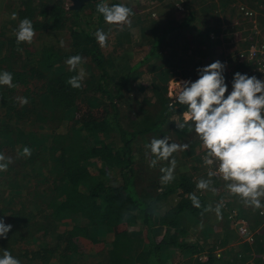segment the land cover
Returning <instances> with one entry per match:
<instances>
[{
  "label": "trees",
  "instance_id": "1",
  "mask_svg": "<svg viewBox=\"0 0 264 264\" xmlns=\"http://www.w3.org/2000/svg\"><path fill=\"white\" fill-rule=\"evenodd\" d=\"M35 2L20 0V19L29 18L35 31L69 30L71 49L60 53L53 47H47L34 54L27 44L17 45L16 40L9 38L8 54L0 59V72H11L13 83L17 85L11 89L0 86V152L13 159L7 172H0V218L13 226L10 233L19 236V240L13 239L14 243H9L8 237L0 238V255L8 249L16 257L15 245L24 242L27 235L31 236L35 230L43 233L39 250L20 252L19 255L27 257L30 253L31 259L39 258L43 263L48 262L53 254L59 253L63 264H67L66 260L69 262L76 256L85 255L86 251H100L104 259L107 258V264H171L168 256L172 252L176 253L175 256L180 252L184 257H189L187 261L183 260L185 264L221 263L216 252L218 245L206 248L207 244L200 243V240L190 242L179 238V234L185 232L179 226L184 213L199 214V211H203L202 208L193 207L188 194L195 192L201 204L207 206L204 194L196 192L194 174L179 173L175 181L167 186L168 189L161 192L154 189V192L144 191L142 194L137 187L138 167L134 162L135 153L144 148L139 143L141 139L149 142L153 137L168 136L170 142L175 138L190 144V149L196 145L193 133L181 131L170 122L173 111H169L167 106L172 100L167 95L166 83L168 76L176 72L181 64L172 62L174 55L172 59L161 55L162 43L169 32L177 28L183 32L182 29L189 26L196 14L185 15L175 27L169 25L161 31H154L152 38L147 37L150 28L141 26L142 36L153 40L147 55L141 61L132 63L130 53L108 56L95 40L93 33L97 28L104 29L108 34L119 30L105 24L103 17L96 13V5L100 0L87 1L80 9H70L65 0H54L49 4ZM104 2L124 3L122 0ZM135 4L130 5L134 11L139 7ZM38 6L41 8L39 12ZM36 15L44 19L38 20ZM211 18H214L211 23L213 29L219 33L221 30L216 24L217 18L211 15L209 21ZM132 19V27H125L118 33V46L124 45L122 36L131 35V29L137 27L136 19ZM18 48L23 52L18 51ZM38 54L40 57L36 59ZM77 54L84 59L82 67L93 63L92 69L96 72H88L82 89H73L66 83L77 72L69 71L67 67L56 69L70 56ZM30 56L34 61L30 60ZM158 58L162 62L156 65L153 61ZM237 60L240 67L251 63L241 56ZM19 61H22L20 67L17 65ZM147 62L152 71L156 67L165 68L166 77L152 75L150 82L139 84L140 91L151 90L153 96L145 95L138 101L137 95L126 96L125 88L128 82L136 79L134 72ZM116 68L123 73L112 76ZM95 96H100L98 102H95ZM124 96L131 100L130 110L127 109L128 114L124 115L128 117L125 123L122 122L124 109L119 103ZM18 97H26L29 103L21 106ZM109 106L113 107V112ZM176 107L177 112L173 113L178 114L179 122H182L181 112L185 109L180 105ZM68 120L72 125L66 133L59 131L60 124ZM114 134L118 135L120 145L106 142ZM25 146L32 149L30 158L23 156ZM100 162L102 166H99ZM94 166L99 167L100 174H115L116 178H123L125 183L121 186L109 184L92 173L91 167ZM213 180L214 187L221 183L216 177ZM30 184L32 190L31 187L28 189ZM180 189L183 191L181 201L164 215L158 216L157 203ZM249 211L247 214L244 211L241 213L247 218L255 217V213L249 215ZM140 212L143 214L145 231L144 236L135 237L129 228L139 218ZM156 217L159 225L165 227L162 234L153 232ZM82 218H85V223L80 221ZM66 220L71 222L70 228L55 233L58 225ZM229 225L226 226L232 230L234 227ZM210 228L205 227L203 232L207 230L208 233ZM94 229L101 232L102 236H95ZM227 231L230 233L229 229ZM49 234L53 237L52 244L47 242ZM108 236L112 240L106 247ZM4 240H8L5 248ZM230 242L231 238H224L219 243L224 247L222 256L236 249L229 245ZM243 248L245 255L238 257L242 263L251 258L248 252L254 251L248 243H244ZM258 250L249 264H264L261 255L264 246H259ZM205 253L209 255L207 260L200 258ZM20 256L17 255V258L20 259Z\"/></svg>",
  "mask_w": 264,
  "mask_h": 264
},
{
  "label": "rangeland",
  "instance_id": "2",
  "mask_svg": "<svg viewBox=\"0 0 264 264\" xmlns=\"http://www.w3.org/2000/svg\"><path fill=\"white\" fill-rule=\"evenodd\" d=\"M54 0H36L35 3L42 2L48 3ZM66 5L70 7L72 4L71 0H65ZM124 4L128 6L135 4L134 6H139L137 10H135V15L133 16L136 19L137 27H133L131 29V35L122 36L124 45L118 46L117 39L118 31H112L109 34V46L106 48H102L104 53L108 56L116 57V55H120L124 52H128L131 54L132 63H136L141 61L149 52L150 42L153 39H146L142 36L141 26L149 27L150 30L147 32V37L152 38V33L154 31H161V29L165 26H176L177 21L182 20L185 15L189 13H195V18L192 19L189 23L188 27H184L181 32L180 29H174L169 32L168 36L162 43L161 55L167 56V58L172 59L171 56L174 55L175 58L172 59V62L181 64V67L174 72L172 75L168 76L167 80V95L170 98V93H175L179 90L180 85L179 82L184 80H192L195 81L198 78V74L196 69L201 66L208 65L216 60H220L221 62H226V71L225 76L226 80L229 84V91L231 90V81L233 74L235 72L249 73L252 71L253 67L251 63L248 65H241L243 67L238 66V60L241 53H246V51L252 47L256 42L255 40L264 39V0H122ZM49 4V3H48ZM20 0H0V59L2 57L7 56V39L15 40L14 29L18 27L20 19V13L18 10L20 9ZM206 6H210L206 8ZM38 12L41 9L40 6L37 7ZM250 13V14H249ZM13 14H15L16 19H13ZM211 15H215L217 18L216 24L219 25L218 29L221 31L218 33L215 29H213L212 22L214 18H209ZM38 20L44 19L43 16L36 15L35 17ZM140 18V19H139ZM132 19V18H131ZM134 19H132V22ZM215 22V21H214ZM216 26V25H215ZM132 27V25H131ZM210 29V30H209ZM164 32V31H163ZM256 32H259V35H256ZM209 38H207V36ZM71 35L69 30L64 31H55V29H45V30H36V36L31 45L27 44V48L32 53H36L42 51V49H47V47H53L55 50L62 52H68L71 49L70 46ZM209 39V40H208ZM214 39V40H211ZM252 39H255L252 41ZM61 41H63V46H61ZM220 41V42H219ZM214 42V43H213ZM252 42H254L252 44ZM252 45V46H251ZM23 52V51H22ZM23 55V53H21ZM33 56V55H31ZM29 57L32 60V57ZM39 54L36 56V59H39ZM25 59V58H24ZM88 61V59H86ZM34 61V59L32 60ZM21 62L19 61L17 65L20 67ZM66 62V61H65ZM60 64L56 69L62 70V68H69L66 63ZM156 65H159L162 60L155 59L153 61ZM237 65V67H236ZM82 67V66H81ZM93 63L89 65H83L87 75L89 71L95 70ZM156 67L153 71L150 70V64L144 63L134 72L135 80H131L127 83V87L125 88L126 96L137 95L138 101H141L142 98L146 95L147 97H151L153 93L151 90L140 91L139 84L150 82L151 76L161 75L166 77V69ZM114 75L119 76L123 73L122 70H118V68L113 70ZM126 72V71H124ZM173 70H170L172 73ZM115 81V80H114ZM112 88L114 91L116 90L114 83ZM131 88V89H130ZM124 92V93H125ZM165 92V90H164ZM123 97L119 101L122 104L123 116L128 114V110H130V102L131 100ZM153 96V95H152ZM100 96H95V102L99 101ZM171 99V98H170ZM172 100V99H171ZM118 102V100H117ZM132 106V105H131ZM126 109V110H125ZM109 110L111 112L114 111L113 107L109 106ZM181 112V117H182ZM172 112L170 117L172 120L170 122L172 125H176L175 122L180 121V116L178 114H174ZM173 115V116H172ZM127 116H124L122 122L125 123ZM72 125L70 120L66 122H62L60 124L59 131L66 133V130ZM194 135V140L196 145L193 146L188 151L179 152L175 154V158L177 160V167L175 170V176L179 173H193V181L195 184L198 179L201 177L207 178V172L210 170L208 167L203 165L201 157L205 154L204 150L201 147V143L199 139ZM172 142L176 143H186L183 140L171 139ZM106 142L113 143L115 145H120L121 142L117 134L110 136L106 139ZM146 142V143H145ZM150 142V141H149ZM147 141H143L142 139L139 143L142 145L143 150L141 152L135 153V160L138 172H137V187L139 191L144 194V191H152L154 192L156 189L157 192L164 191L168 189L167 186H162L160 184V176L162 175L159 171V168L162 165H157L156 168H150L149 163L153 158L148 149L145 148V145L149 143ZM146 152L148 155L146 156ZM49 156V154H48ZM102 166L101 162L100 165ZM111 170V169H110ZM92 173L95 175H99L100 179H104L109 182V184H113L114 186L123 185L124 179L121 177L115 176V174L107 175L106 173L99 172V167L94 166L91 167ZM221 183L216 187L218 189V194L213 195L211 192H203L207 205L211 204L213 208L216 203L219 202L220 199H223L228 196L227 191L224 189V182L221 180ZM172 184V183H171ZM170 184V185H171ZM32 186L30 184L28 189ZM33 189L32 187L30 188ZM196 189V188H195ZM183 191L177 190L171 193L168 197L161 199L157 204L158 216H162L168 211L170 208H174L183 197ZM197 193H201L196 191ZM220 192L222 194H220ZM225 193V194H223ZM221 195V196H220ZM23 199V198H22ZM227 199H224V201ZM231 202L230 206L236 210L237 213L246 220L252 226V229L259 230L257 235V240L259 243L252 245V249L254 251L252 253L248 252V255L251 257L249 262L253 260V254L257 253L256 250L259 249V246H264V217L256 213L259 210H253L250 207H246L235 197H229ZM227 203H225V207L223 211V219L218 220L214 212H207L201 215L202 211H199V214L192 213H184L180 221V228L185 229L184 234H179L180 239H185L187 241H199L200 243H206V248L212 246L213 244L218 245L216 252H218L217 256L221 263L218 264H243L239 261L238 257L241 255H245V251L243 248L244 241L236 232L234 222L230 219L229 212L231 211L230 207ZM249 215H253L255 213V217H249L242 215L241 211L247 214V210H249ZM203 210V209H202ZM34 211H36L34 209ZM139 218L135 219V223L131 224L130 231L134 233L133 236H144L145 225L142 220L143 214L138 213ZM197 215V216H196ZM141 217V219H140ZM82 223H85V218L80 219ZM158 219L156 217V225L154 227V234H162L165 230L164 226L159 225L157 222ZM229 221V222H228ZM230 223L233 229L226 226ZM71 222L66 220L56 228L55 233L62 232L70 228ZM211 227L209 232L207 230L203 232L204 228ZM96 229V228H95ZM94 229L95 236H102L101 232H97ZM229 229L230 233L227 231ZM176 231V229H173ZM227 233L225 234L224 232ZM25 232V231H24ZM207 233V234H206ZM224 233V236H223ZM42 232L33 230V236L27 235V239L24 242H19L15 245V255L17 257L20 256L19 253H24L25 251L33 252L39 250V246L42 245ZM226 235V236H225ZM94 236V237H95ZM8 240H4L3 248L7 247V241L10 243H14L13 239L19 240V236H16L14 233H8ZM260 237V238H259ZM47 242H53V237L51 234L47 235ZM224 238H231L230 246L236 247V249L227 250L228 252L222 256V251H224V247L220 246L221 240ZM104 239V238H103ZM112 240L111 236L105 240L106 247L110 244ZM256 243V242H255ZM229 246V247H230ZM171 251L173 249L170 248ZM256 249V250H255ZM175 251V249H174ZM261 253V250H258ZM85 255H79L71 259L69 262L66 260L67 264H107V258L104 259L105 256H102V253L99 252H84ZM101 253V254H98ZM176 253H171L168 256V262L171 264H185V262L189 259V257H184L180 252L175 256ZM246 255V257L248 256ZM261 255H264L262 253ZM209 255L206 253L201 255V259L207 260ZM22 264H63L61 261V255L59 253L53 254L49 261L43 263L39 258L31 259V254L29 253L27 257H21ZM66 259V258H65ZM64 259V260H65ZM186 260V261H183ZM179 262V263H178ZM66 264V263H65ZM246 264V263H245Z\"/></svg>",
  "mask_w": 264,
  "mask_h": 264
},
{
  "label": "clouds",
  "instance_id": "3",
  "mask_svg": "<svg viewBox=\"0 0 264 264\" xmlns=\"http://www.w3.org/2000/svg\"><path fill=\"white\" fill-rule=\"evenodd\" d=\"M95 11L103 17L105 24L115 26L121 31L125 27H131V18L135 15L134 9L127 4H108L104 0L97 3ZM12 18L16 19L15 14ZM14 35L17 45H31L36 36L33 22L27 17L20 20L18 27L14 29ZM93 36L101 48L109 46V34L104 29L97 28ZM17 50L22 51L20 48ZM65 63L69 66V71L77 72L66 83L73 89H82L87 75L81 67L84 63L83 57L79 54L73 55ZM226 67V62L220 60L198 67V78L195 81L189 79L179 82L180 88L174 94L170 93L172 102L167 107L173 112H177L176 105L185 109L182 113L183 120L175 122L176 127L189 134L194 133L204 150L205 154L201 159L203 165L210 170L207 178L201 177L197 180L196 191L218 194L213 180L216 177L224 182V189L230 197L237 198L244 206L253 210L264 209V79L235 72L229 91ZM13 79L11 72H0V86L15 88L17 85L13 83ZM17 99L21 106L29 103L26 97ZM145 148L153 157L149 167L162 165L159 168L162 174L160 184L167 186L176 179L175 154L188 151L190 144L170 142V138L164 136L153 137ZM31 155L32 149L25 146L23 156L30 158ZM12 163V157L0 152V172H7ZM188 198L193 207L203 209L201 215L214 212L218 220L223 219V198L214 208L211 204L202 205L195 192L189 193ZM260 214L264 215V211ZM12 227L0 218V238L7 239ZM0 264H22V261L7 249L0 255Z\"/></svg>",
  "mask_w": 264,
  "mask_h": 264
},
{
  "label": "built area",
  "instance_id": "4",
  "mask_svg": "<svg viewBox=\"0 0 264 264\" xmlns=\"http://www.w3.org/2000/svg\"><path fill=\"white\" fill-rule=\"evenodd\" d=\"M256 35H259V32H256ZM253 41V39H252ZM255 44L250 47L246 53H241L240 56L242 58L248 59L251 61V66L253 67L252 71L248 73L249 76L255 75L259 79H264V39H261L259 42V39L255 40ZM254 42H252L253 44ZM229 195L225 197V203L229 205ZM230 206V205H229ZM232 209L229 212L230 219L234 222L236 232L239 234V236L243 239L244 243H248L249 245H255V242L257 240V235L259 233V230H253L252 226L247 222L248 220L244 219L240 213H237L235 209H233L232 206H230ZM264 211V209H260L258 211L259 215L261 216V212ZM264 217V215H262ZM264 257V255H263Z\"/></svg>",
  "mask_w": 264,
  "mask_h": 264
},
{
  "label": "water",
  "instance_id": "5",
  "mask_svg": "<svg viewBox=\"0 0 264 264\" xmlns=\"http://www.w3.org/2000/svg\"><path fill=\"white\" fill-rule=\"evenodd\" d=\"M72 4L70 5V9H80L83 5L90 0H71Z\"/></svg>",
  "mask_w": 264,
  "mask_h": 264
},
{
  "label": "crops",
  "instance_id": "6",
  "mask_svg": "<svg viewBox=\"0 0 264 264\" xmlns=\"http://www.w3.org/2000/svg\"><path fill=\"white\" fill-rule=\"evenodd\" d=\"M244 263L249 264V263H251V262H249V260H248V261H246V262H244ZM244 263H243V264H244Z\"/></svg>",
  "mask_w": 264,
  "mask_h": 264
}]
</instances>
